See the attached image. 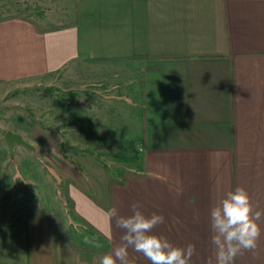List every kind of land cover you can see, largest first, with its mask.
I'll use <instances>...</instances> for the list:
<instances>
[{
  "label": "crops",
  "instance_id": "crops-1",
  "mask_svg": "<svg viewBox=\"0 0 264 264\" xmlns=\"http://www.w3.org/2000/svg\"><path fill=\"white\" fill-rule=\"evenodd\" d=\"M124 74L139 76L138 103L84 101L116 111L110 136L96 113L82 117L91 140L102 143L87 144L80 132L62 142L58 133L31 127L51 170L48 199L30 191L29 202L18 204L0 166V264H99L123 235L106 210L115 206L126 216L133 202L145 215L165 216L154 233L195 245L191 264H215L210 208L242 186L254 210H264V0H76L74 18L60 23L0 18V84L46 77L82 86ZM130 106L141 108L134 124ZM129 137L137 139L125 144L136 165L109 183L96 152L115 155V140ZM59 178L70 182L58 186ZM66 199L73 222L83 218L97 230L74 234L93 249L74 248L65 237ZM129 258L149 264L132 249ZM236 264H264V222L257 248Z\"/></svg>",
  "mask_w": 264,
  "mask_h": 264
},
{
  "label": "rangeland",
  "instance_id": "rangeland-1",
  "mask_svg": "<svg viewBox=\"0 0 264 264\" xmlns=\"http://www.w3.org/2000/svg\"><path fill=\"white\" fill-rule=\"evenodd\" d=\"M75 9L76 0H0V16L10 13L23 14L45 25L72 20ZM43 17L45 20L41 22L40 19ZM116 98H130L131 102L136 100L138 103L141 99L139 76L130 78L124 74L114 80L104 77L101 81L82 86H71L68 81L49 80L46 77L0 84V166L4 179L10 184L16 200L18 199V204L23 205L29 202L27 199L30 197V191L41 193L40 196H44L45 199H48L52 192L50 178L47 177L51 170H48L46 150L42 147V143L31 138L29 133L31 127L58 133L62 137V142L66 135L76 134L77 136V132L82 133L84 137H89L92 131L85 132L86 125L82 124V117L89 118L94 112L97 114L96 117L101 118L103 122L106 121L105 126L110 131L105 132L104 135L110 136L113 133L115 109L112 110L114 116L112 113L108 114L107 107L104 109L97 107L95 110L94 107H90L91 109H89L84 106V101H88L89 105L95 99ZM113 103L114 101H112ZM129 109L134 111L129 117L132 119L130 124H134V120L138 121L139 119L137 113H141V108L130 106ZM106 128L102 127L103 130ZM6 129L24 133L26 140L34 146L33 149L15 142L13 153L10 155L3 137ZM130 134L134 135L135 133ZM91 139L90 137L86 138L85 142L87 144L102 143V140ZM70 141L76 142L78 139ZM115 141L117 145L112 151L117 154L101 155L97 151L96 158L106 168H111L118 176H121L128 167L130 168V165H136L129 154L131 149L129 150L125 144L130 146L131 141H137V139L129 137L128 140ZM109 142L105 140L103 143ZM67 147L71 153H75L73 146L68 144ZM107 151L109 152V150ZM18 191L20 194L17 193ZM75 227L76 223L73 222L71 225L73 232L76 231Z\"/></svg>",
  "mask_w": 264,
  "mask_h": 264
},
{
  "label": "clouds",
  "instance_id": "clouds-1",
  "mask_svg": "<svg viewBox=\"0 0 264 264\" xmlns=\"http://www.w3.org/2000/svg\"><path fill=\"white\" fill-rule=\"evenodd\" d=\"M107 216L116 219L123 230L121 243L100 257L99 264H133L129 249L142 254L149 264H191L196 247L189 243L184 247L172 244L164 235L153 229L164 224L165 216L159 212L145 215L142 205L133 202L129 215H120L115 206L106 210ZM264 210H254L248 191L237 186L225 193L210 208V243L214 248L215 264H236L244 250L254 251L261 236ZM208 264H213L210 258Z\"/></svg>",
  "mask_w": 264,
  "mask_h": 264
},
{
  "label": "trees",
  "instance_id": "trees-1",
  "mask_svg": "<svg viewBox=\"0 0 264 264\" xmlns=\"http://www.w3.org/2000/svg\"><path fill=\"white\" fill-rule=\"evenodd\" d=\"M9 16H12V14H6V15H2L0 16V18H6V17H9ZM52 28H56L58 26H51ZM50 27V28H51ZM76 166L79 168V164L76 162ZM108 168V167H107ZM109 170V183H113V182H116V181H123L127 175H128V171H125L121 176H118L111 168H108ZM70 180L69 179H64V180H61V178H59L58 180V186H61V187H64L65 183H69ZM90 196L93 198V196L90 194ZM10 196H9V190H8V199L7 201L9 202L10 200ZM64 208H65V211L70 219V223L67 225L66 229L64 230V233H65V237L68 239V241L71 243V245L74 247V248H81V249H93L92 247H88V246H84V245H79L75 239H74V234L77 233V234H80L81 236H85L86 234H90V235H96L97 234V230L95 228H93V226L91 224H89L86 220H84L83 218H79L80 222H77L76 223V231L73 232L71 230V225L74 221V218H73V214H74V210L72 208V202L69 201L68 199L65 200L64 202ZM33 209V208H32ZM18 210V209H16ZM14 210L11 215L9 216L8 219H10L13 215V213L16 211Z\"/></svg>",
  "mask_w": 264,
  "mask_h": 264
},
{
  "label": "water",
  "instance_id": "water-1",
  "mask_svg": "<svg viewBox=\"0 0 264 264\" xmlns=\"http://www.w3.org/2000/svg\"><path fill=\"white\" fill-rule=\"evenodd\" d=\"M3 137L6 141L7 149L10 155L13 153V146L15 142L21 143L31 149H33V145L24 139V137L11 129H6L3 133Z\"/></svg>",
  "mask_w": 264,
  "mask_h": 264
}]
</instances>
